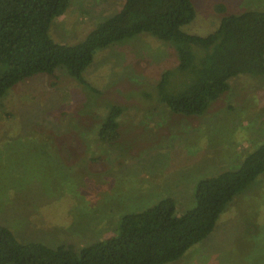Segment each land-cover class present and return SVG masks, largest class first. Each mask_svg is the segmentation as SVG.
<instances>
[{
  "label": "rangeland",
  "instance_id": "rangeland-1",
  "mask_svg": "<svg viewBox=\"0 0 264 264\" xmlns=\"http://www.w3.org/2000/svg\"><path fill=\"white\" fill-rule=\"evenodd\" d=\"M191 1L195 17L183 30L196 35L212 32L224 14L264 9V0ZM122 3L69 0L49 36L75 44ZM176 64L171 43L139 33L95 51L83 72L92 90L62 68L8 88L0 99V224L20 241L81 247L163 197L184 212L200 178L237 168L264 140V74L230 79L203 114L183 115L155 91ZM109 105L123 107L110 146L95 136ZM166 264H264V172L207 237Z\"/></svg>",
  "mask_w": 264,
  "mask_h": 264
},
{
  "label": "trees",
  "instance_id": "trees-1",
  "mask_svg": "<svg viewBox=\"0 0 264 264\" xmlns=\"http://www.w3.org/2000/svg\"><path fill=\"white\" fill-rule=\"evenodd\" d=\"M69 0H0V99L16 83L56 68L86 88L83 72L97 49L139 33L173 45L177 73L164 71L156 82L158 101L183 115H201L244 74H264V9L224 14L212 32L183 30L195 17L191 0H123L120 9L100 21L75 44L49 36L51 21ZM220 13H225L223 5ZM183 76V80L180 76ZM186 77L187 80H184ZM173 78V82L170 80ZM168 84V88H167ZM100 119L96 140L112 145L118 137L123 107L109 105ZM264 172V140L235 169L200 178L193 203L178 213L176 202L163 197L140 211L122 215L115 234L81 247L20 241L0 224V264H166L207 237L227 204Z\"/></svg>",
  "mask_w": 264,
  "mask_h": 264
}]
</instances>
